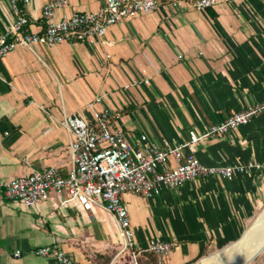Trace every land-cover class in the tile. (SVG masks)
Instances as JSON below:
<instances>
[{"label":"crops","instance_id":"crops-1","mask_svg":"<svg viewBox=\"0 0 264 264\" xmlns=\"http://www.w3.org/2000/svg\"><path fill=\"white\" fill-rule=\"evenodd\" d=\"M50 1H30L32 32L43 31L42 9ZM159 1L157 11L111 27L100 43L18 47L0 60V264H56L34 253L52 244L79 264H105L93 254L102 249L89 246L94 230H119L105 209L94 207L102 216L96 218L94 209L66 195L32 207L5 196L4 185L14 178L47 167L65 176L72 170L66 118L92 120L108 108L131 146L145 147L142 135L152 145L176 146L190 132L264 100V0H218L205 10L195 9L194 0ZM103 3L68 0L64 12H97ZM11 20L10 0H0V36ZM184 152L205 165L261 168L234 180L199 179L158 196L125 194L139 249L155 237L177 243L163 264H189L248 229L264 196V114ZM168 163L177 165L172 156ZM118 254L106 264L121 262Z\"/></svg>","mask_w":264,"mask_h":264},{"label":"built area","instance_id":"built-area-1","mask_svg":"<svg viewBox=\"0 0 264 264\" xmlns=\"http://www.w3.org/2000/svg\"><path fill=\"white\" fill-rule=\"evenodd\" d=\"M30 1L10 0L13 20L9 22L8 31L0 36V60L18 47L31 48L43 44L53 48L61 43H100L111 27L138 15L153 13L161 6L159 0H104L97 12L74 11L67 14L64 10L68 0H51L42 9L43 31L32 32L26 12ZM217 3L218 0H194L192 5L197 10H205L215 7ZM96 101L99 102L100 98ZM262 114L264 100L249 105L200 133L190 132L188 139L176 146L168 141H163L162 146L152 145L148 143L147 136L142 135L141 140L146 144L142 148L131 146L123 130L114 127L112 111L108 108L98 112L92 120L71 116L64 120L63 125L72 135V170L65 176L56 167H47L14 178L5 183V196L27 207L46 201L53 194L66 195L67 201L76 200L85 210L101 207L113 215L120 230L124 249L118 256L121 257L128 250L130 264H140V255L150 252L163 262L176 249L177 243L155 237L149 241L145 251L139 249L124 195L158 196L199 179L219 177L234 180L237 176L260 170L261 166L254 163L205 165L193 153L186 155L184 151L205 140L222 137ZM171 156L177 163L175 167L168 163ZM34 253L42 258H53L56 264H79L57 244L38 248ZM16 255H20V252Z\"/></svg>","mask_w":264,"mask_h":264},{"label":"rangeland","instance_id":"rangeland-1","mask_svg":"<svg viewBox=\"0 0 264 264\" xmlns=\"http://www.w3.org/2000/svg\"><path fill=\"white\" fill-rule=\"evenodd\" d=\"M97 208H100V207H97ZM97 208L94 209V215L96 218H101L102 216L100 215V211ZM263 208H264V196L261 200L260 205L257 208V211H256L255 216L253 217L252 221L257 217V215L261 212V210H263ZM101 209L104 210L103 208H101ZM105 212H107V211L105 210ZM107 213L109 215H111L109 212H107ZM115 221H116V219H115ZM252 221L250 222V224L252 223ZM97 222H99V221H97ZM250 224H249L248 228L250 227ZM110 229H112V230L109 232L104 231V230L103 231H98V230L95 231L94 230L92 233V240H91L92 242L89 243V246L91 244H93V245H91L93 247V249H102L99 251L94 250L95 252H93V254L95 255L94 257H95L96 261H98L99 263H105V264L109 263L110 260L115 257L117 252H120L122 249H124V242H123V239L120 235V230H116V229L112 228V226H110ZM240 238L241 237H239V239ZM239 239H237L233 242H236ZM233 242H231V243H233ZM231 243H229V244H231ZM217 251H219V250H214V251H210L209 253H205L200 258H198L193 264H200V261L203 258L208 257L211 254L217 253ZM130 260L131 259H130V255H129L128 250L124 251L121 254L120 261L125 262V264H130L131 263ZM261 260H264V249L249 264H256ZM140 264H158V262H157L156 257L147 254L146 259L145 258L142 259Z\"/></svg>","mask_w":264,"mask_h":264},{"label":"bare ground","instance_id":"bare-ground-1","mask_svg":"<svg viewBox=\"0 0 264 264\" xmlns=\"http://www.w3.org/2000/svg\"><path fill=\"white\" fill-rule=\"evenodd\" d=\"M264 248V208L236 242L203 258L200 264H243Z\"/></svg>","mask_w":264,"mask_h":264},{"label":"trees","instance_id":"trees-1","mask_svg":"<svg viewBox=\"0 0 264 264\" xmlns=\"http://www.w3.org/2000/svg\"><path fill=\"white\" fill-rule=\"evenodd\" d=\"M147 254L156 257L158 264H163V263L160 261V259L158 258L157 255H155L154 253H150V252H144V253H142V254L140 255V257H139V263L141 262L142 259H144V258L146 259V255H147ZM202 255H204V253H200V255H199L198 258H200ZM198 258H197V259H198ZM197 259L193 260V261H192L191 263H189V264H193Z\"/></svg>","mask_w":264,"mask_h":264},{"label":"water","instance_id":"water-1","mask_svg":"<svg viewBox=\"0 0 264 264\" xmlns=\"http://www.w3.org/2000/svg\"><path fill=\"white\" fill-rule=\"evenodd\" d=\"M264 248L260 249L251 259L247 260L243 264H249L253 259H255L263 250Z\"/></svg>","mask_w":264,"mask_h":264}]
</instances>
